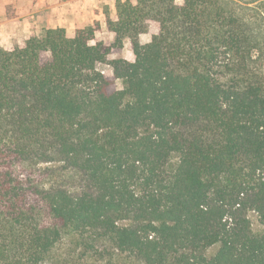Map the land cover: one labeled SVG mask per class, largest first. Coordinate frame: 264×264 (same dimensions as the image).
Returning <instances> with one entry per match:
<instances>
[{"label": "trees", "instance_id": "obj_1", "mask_svg": "<svg viewBox=\"0 0 264 264\" xmlns=\"http://www.w3.org/2000/svg\"><path fill=\"white\" fill-rule=\"evenodd\" d=\"M116 2L0 47V264H264V0Z\"/></svg>", "mask_w": 264, "mask_h": 264}, {"label": "rangeland", "instance_id": "obj_2", "mask_svg": "<svg viewBox=\"0 0 264 264\" xmlns=\"http://www.w3.org/2000/svg\"><path fill=\"white\" fill-rule=\"evenodd\" d=\"M9 5L13 4L12 0H8ZM57 2L66 3L65 6L68 9L74 11V15L64 18V21L59 24L58 22L53 24H45L38 23L34 25L33 32L30 34H42L47 28L51 27H65L67 31L72 34L78 28L85 26H96L98 27L100 24V28L97 33V39L101 40L107 44H110L114 41V34L108 29L107 19L109 17L115 18L117 15V2L116 0H55ZM136 1V0H134ZM181 3L183 0H177ZM50 5V4H49ZM67 9V8H66ZM59 13L56 15L54 19H61L63 15ZM3 19L0 17V23ZM158 31V25L155 23H151L149 30L140 35V40L142 43H147L152 39L153 34ZM27 35L19 34V36H13L8 31L3 28H0V47L11 48L18 44H23L29 37ZM117 54H121L128 60L133 61L135 59V55L133 52L132 44L130 39H126L124 42V46L116 51ZM99 68L103 70L108 76H113V68L108 64H100ZM117 85L119 88H122V81L117 80ZM252 220V226L255 232H259L263 230V226L259 223L258 215L254 212L250 214ZM218 250V246H213L208 249V254L212 255Z\"/></svg>", "mask_w": 264, "mask_h": 264}, {"label": "crops", "instance_id": "obj_3", "mask_svg": "<svg viewBox=\"0 0 264 264\" xmlns=\"http://www.w3.org/2000/svg\"><path fill=\"white\" fill-rule=\"evenodd\" d=\"M8 3V0H0V17L3 19L0 28L13 36L22 34L29 37L38 23L64 24V18L74 15V11L65 6L66 3L55 0H12L13 4ZM58 13L63 15L60 20L54 19Z\"/></svg>", "mask_w": 264, "mask_h": 264}]
</instances>
